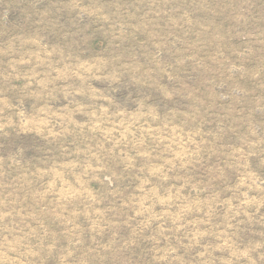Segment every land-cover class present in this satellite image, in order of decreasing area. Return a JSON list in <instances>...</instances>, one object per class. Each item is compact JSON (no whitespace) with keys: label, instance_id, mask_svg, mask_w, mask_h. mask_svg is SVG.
Here are the masks:
<instances>
[{"label":"rangeland","instance_id":"1","mask_svg":"<svg viewBox=\"0 0 264 264\" xmlns=\"http://www.w3.org/2000/svg\"><path fill=\"white\" fill-rule=\"evenodd\" d=\"M0 264H264V0H0Z\"/></svg>","mask_w":264,"mask_h":264}]
</instances>
